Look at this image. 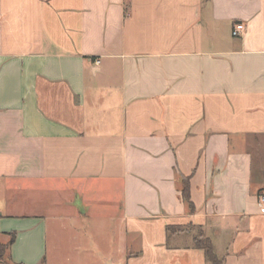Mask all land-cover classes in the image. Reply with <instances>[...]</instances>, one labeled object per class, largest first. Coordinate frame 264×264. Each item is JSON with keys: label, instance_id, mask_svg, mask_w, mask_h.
Here are the masks:
<instances>
[{"label": "crops", "instance_id": "obj_1", "mask_svg": "<svg viewBox=\"0 0 264 264\" xmlns=\"http://www.w3.org/2000/svg\"><path fill=\"white\" fill-rule=\"evenodd\" d=\"M0 188L2 264H264V0H0Z\"/></svg>", "mask_w": 264, "mask_h": 264}, {"label": "rangeland", "instance_id": "obj_2", "mask_svg": "<svg viewBox=\"0 0 264 264\" xmlns=\"http://www.w3.org/2000/svg\"><path fill=\"white\" fill-rule=\"evenodd\" d=\"M4 192L0 188V212L5 211V203L6 199L3 196ZM52 199L49 198L48 195L44 196L43 199V205L42 207L45 208ZM45 203V204H44ZM40 210V209H39ZM17 237L19 234V231L16 232ZM24 237V236H23ZM22 237V238H23ZM5 237H3L4 239ZM5 238L4 240H6ZM21 239V237H20ZM62 240V253H60L61 258L52 260L49 264H93V259L91 258V251L93 250L92 247H94L95 243H93L92 240L86 237H82L80 233H78V236L72 235V233H69V230H67L61 238ZM95 241V240H94ZM17 243L15 248V254L16 257H22L24 259H29L28 262L21 263V264H45V261H40L39 263L34 262L33 260H30L32 257V253L29 252L31 249H28L25 243H21L24 241H20L19 237L15 241ZM25 244V246H24ZM33 248H36L35 246ZM10 255L9 249L3 254L2 259ZM34 256V255H33ZM65 256V257H64ZM66 258L69 259V261H66ZM66 262V263H65ZM14 264V263H9Z\"/></svg>", "mask_w": 264, "mask_h": 264}, {"label": "trees", "instance_id": "obj_3", "mask_svg": "<svg viewBox=\"0 0 264 264\" xmlns=\"http://www.w3.org/2000/svg\"><path fill=\"white\" fill-rule=\"evenodd\" d=\"M181 180H182L181 191H182L183 200L187 203L189 209L193 210L194 206L190 201V194H189V180L187 177H182ZM179 230L181 229H179L176 226L166 227V232L168 235L174 234ZM14 240H15V234L13 233L11 234L10 240L7 243L3 244L0 242V264H2L1 260L5 250L14 242ZM193 240L195 247L200 248L204 251L206 261H208L210 264H223V259L217 256V254L214 251L210 238L205 236L202 230L199 229L197 230V233L195 234Z\"/></svg>", "mask_w": 264, "mask_h": 264}, {"label": "built area", "instance_id": "obj_4", "mask_svg": "<svg viewBox=\"0 0 264 264\" xmlns=\"http://www.w3.org/2000/svg\"><path fill=\"white\" fill-rule=\"evenodd\" d=\"M245 27L242 23H237L232 28V35L235 37L240 36ZM257 203L261 212L264 213V190L258 195Z\"/></svg>", "mask_w": 264, "mask_h": 264}]
</instances>
